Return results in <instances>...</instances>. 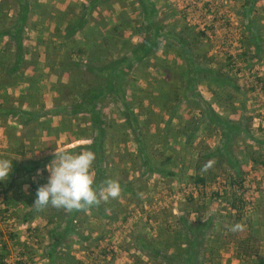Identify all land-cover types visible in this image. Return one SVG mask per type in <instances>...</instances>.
Returning a JSON list of instances; mask_svg holds the SVG:
<instances>
[{
	"label": "rangeland",
	"instance_id": "obj_1",
	"mask_svg": "<svg viewBox=\"0 0 264 264\" xmlns=\"http://www.w3.org/2000/svg\"><path fill=\"white\" fill-rule=\"evenodd\" d=\"M30 1L34 12L25 27L28 60L25 80L36 72L42 74L40 95L46 107L52 108L55 104L53 86H57L55 78L59 77L47 65L63 58V52L54 49L63 39L53 37L52 32L57 24L64 28L68 22L76 20L82 3L87 0ZM153 1L164 25L205 33L204 46L212 58L211 66L226 73L238 89L235 85L221 87L199 82L198 92L217 112L210 116L203 99H197L186 90L188 63L181 47L161 37L150 66H145L144 77L136 78L138 92L132 100H142L141 105L134 107L150 145L149 157L158 167L171 172L164 174L159 169H146L138 159V143L123 112V100L115 103L110 102L111 98L103 102L106 103L102 112L107 121V166L131 190L121 188L118 198L107 201V204L112 202L109 211L116 217L114 220L91 210L78 215L77 233L68 235L58 249L72 256L70 264H138L136 256L149 264H158L140 249L137 238L145 236L152 240L158 228L167 224L177 229L179 218L187 214L189 220L213 217L215 226L222 222L223 232L209 236L218 241L225 239L217 257L218 264H249L235 241L240 234L230 226L241 213L254 220V231L248 227L246 234L253 236V241L261 239L256 245L264 254V0H249V4L247 0ZM5 5L0 4V7ZM248 5L252 6L250 12L245 11ZM4 9L11 14L15 11L8 6ZM120 13L131 18V25L123 29V35L138 42L143 19L136 0L115 1L97 17H113ZM76 37L82 38L83 33L78 32ZM7 40L0 38L3 51H7ZM117 46L109 52L110 58L120 56L122 45ZM75 58L85 59L78 55ZM47 80L54 83L51 89L45 86ZM42 81L46 84H41ZM24 87L25 84L5 85L0 91V100L5 104L21 105L18 99ZM173 92L180 101L175 100ZM196 100L200 101L196 103ZM199 105L202 107L197 108ZM192 107L197 109L192 111ZM23 108L32 110L35 107L24 103ZM189 115L195 117L192 119ZM218 115L232 127L221 123ZM45 118L48 119L44 124L30 121L25 126L12 116H0V158L13 163L9 178L0 181V252L4 254L0 264H16L21 253L29 264H52L45 251L52 242L48 230L60 222L50 221L46 208L37 210L32 205L36 189L48 182L47 166L54 159L56 148L79 153L85 149L77 147L91 144L95 135L89 114L63 113L41 120ZM170 118L169 129H166ZM196 123L199 126L195 130ZM200 154L211 155L201 162V168L206 161L210 164L205 171L208 176L205 184L195 182L196 158ZM238 172L242 173L244 182L238 185L237 192L242 194L244 201L243 204L236 202L235 206L231 183L239 181L235 177ZM92 173L94 175V168ZM34 183H38L36 188ZM193 206L199 207V212ZM85 235L87 239H83Z\"/></svg>",
	"mask_w": 264,
	"mask_h": 264
},
{
	"label": "trees",
	"instance_id": "obj_2",
	"mask_svg": "<svg viewBox=\"0 0 264 264\" xmlns=\"http://www.w3.org/2000/svg\"><path fill=\"white\" fill-rule=\"evenodd\" d=\"M0 1V4H6L4 8L8 6L9 10L16 7V13L12 17L9 16V12L6 9L0 7V24L4 22L3 25H0V38H8L5 42L7 51H3L0 47V68H2L0 91L5 85L12 87L17 84H25L26 86L18 99L21 105L5 104L4 100H0V116H12L19 119V122L26 126L30 121H37L38 123L41 121V124H44L48 118H45V120H41V118L50 115H61L63 113L89 114L95 135L92 137L91 144L81 145L77 148H90L95 153L96 158L93 168L94 187L96 188L101 187L103 182L111 178L118 180L121 188L131 190L123 180L118 179L110 172L106 162L105 139L107 137V121L102 109L106 105L103 102L111 98L113 100L110 102L114 101L115 103L123 100V112L126 115L130 131L138 143V159L142 161L146 169L148 171L159 169L164 174L171 172L170 170L158 167V163L156 164L149 157L147 149L150 148V145L148 141L146 142V136L144 135L142 126L138 122V114L134 107L135 104L141 105L142 100H132L135 96L137 97L138 92L136 90V78L140 76L144 77L145 66H150L149 62L158 50L161 37L165 40L173 41V43L181 47L183 56L188 63L186 90L197 99H203V106H206L207 113L210 116H213L217 112L198 92L197 85L199 82L205 81L210 85L221 87H233L235 85L226 73L211 66L212 58L208 56V48L204 46L203 37L205 33L202 31L192 32L191 28L186 27L178 29L171 24L164 25L159 17L156 3L153 0H136L141 9L143 19L140 28L142 31L141 39L138 42H134L131 38L123 35V29L131 25V18L128 14L120 13L113 17H102L103 15H100L99 18L97 17L98 14H103L107 11L115 1L121 0H87L82 3L80 15L76 20L68 22L64 28H60L56 22L57 25L52 32L53 37L63 39L58 46H54L56 51L61 50L63 52L61 53L63 58L47 65L50 71L59 77L55 78L58 83L55 86V104L52 108H47L43 95H40L39 82L42 74L36 72L27 80H25L24 74L25 65H27L28 61L25 48V27L32 12H34L33 4L30 0ZM251 8L252 6L248 5L245 7V11L250 12ZM57 18L55 17V19ZM7 19H10V22L7 23ZM55 19L54 21H56ZM78 32L83 33L82 38L76 37ZM117 44L122 45V49L119 51L120 56L118 58H110L109 52L112 49H117ZM11 47H14V49L11 50ZM76 55L84 56L86 60H78L75 58ZM138 68L140 70L137 73L136 70ZM87 76L91 79L87 80ZM66 77L69 79L67 82L65 80ZM173 94L176 95V92H173ZM27 97L28 99L26 100L25 98ZM3 98H6V94L3 95ZM175 98H177L175 100L179 99L180 101V97H177V95ZM200 100H196V103ZM65 101L67 104H64ZM188 101L189 103L191 102L190 100ZM24 103L35 108L32 110L25 109L23 108ZM201 107L202 105H199L197 108ZM197 108L192 107L191 109L193 111ZM179 114L180 112H177V115ZM189 117L193 119L195 116L189 115ZM218 119L227 127H232V124L224 120L220 115H218ZM170 121L171 118L168 120L166 127H168ZM198 126L199 124L196 125L195 130ZM234 126L233 124V128ZM166 129H169V127ZM188 135L190 136L191 134ZM209 155L204 156L200 154L196 158L198 164L195 174L196 183L205 184L207 181L208 176L204 167L208 165V161L204 163V167L202 168L201 162L207 159ZM234 164L238 166L236 162ZM31 165L35 167L34 163ZM235 175L239 181L236 182L234 180L231 183V189L234 195L232 204L236 206V202L243 204L244 201L242 194H238L237 192L238 185L240 186L241 181L244 182V179L240 172ZM33 185L36 188L38 183H34ZM111 205L112 202L110 204L101 202L98 206H92L87 210L80 211H66L63 208L58 209L50 205L46 207L50 221L57 220L60 222L59 225L52 226L48 230L52 242L50 246L45 247V251L51 263H71L72 256L67 252H60L58 248L67 239L68 235L77 233L76 231L79 228V224L76 222L78 215L91 210L98 211L97 213L103 217L114 220L116 217L112 216V213L109 211ZM193 209L199 212L200 208L193 206ZM240 220H242V223H240ZM233 221V225L237 223L246 225V227L236 231L240 234V237L235 241L239 245L243 255L248 259L249 264H264V254L257 249L256 245L261 239L256 238L253 241L254 237L247 236L246 234L248 227L254 231L256 226L255 221L249 217H245V213L239 214ZM221 223L215 226L213 217L204 219L200 216L198 220H189L188 215L183 214L178 220L177 229L172 224H167L166 227L160 226L152 240L145 236H139L137 244L149 259L157 260L158 264H218L217 257L221 245L225 243V239L223 238L218 241L216 238H209V236H215V232L217 231L219 234L223 232L222 230L224 229L221 227ZM232 226L230 227L232 228ZM87 238L88 236H83V239ZM3 259L4 254L0 252V263ZM135 263L149 264V262L144 261L138 256H136ZM16 264L29 263L25 261V255L21 253V257Z\"/></svg>",
	"mask_w": 264,
	"mask_h": 264
},
{
	"label": "clouds",
	"instance_id": "obj_3",
	"mask_svg": "<svg viewBox=\"0 0 264 264\" xmlns=\"http://www.w3.org/2000/svg\"><path fill=\"white\" fill-rule=\"evenodd\" d=\"M53 155L54 159L47 166L50 172L48 182L37 189L36 199L32 204L37 210H43L49 205L66 211L87 210L120 196L122 189L118 180L109 178L101 187H94L92 168L96 157L90 148L79 153L56 148ZM209 166L210 164L205 165V170ZM12 170L13 163L0 158V181L7 180ZM243 227L244 225L237 223L231 230L237 231Z\"/></svg>",
	"mask_w": 264,
	"mask_h": 264
},
{
	"label": "crops",
	"instance_id": "obj_4",
	"mask_svg": "<svg viewBox=\"0 0 264 264\" xmlns=\"http://www.w3.org/2000/svg\"><path fill=\"white\" fill-rule=\"evenodd\" d=\"M15 9H16V7H15ZM15 13H16V11H14V13H10L9 12V16H14L15 15ZM14 49V47H11V50H13ZM42 56V55H41ZM39 65H40V63H39ZM43 67H44V64H43ZM44 78V77H43ZM47 82H48V84H46V83H44L43 81L41 82V84H46L45 86H47L48 88H52V87H50V86H53L54 85V83L51 81V80H47ZM50 82H52V83H50ZM50 83V84H49ZM53 88H55V86H53ZM54 91H55V89H53V93H54ZM56 125V124H55ZM23 194V193H22Z\"/></svg>",
	"mask_w": 264,
	"mask_h": 264
}]
</instances>
